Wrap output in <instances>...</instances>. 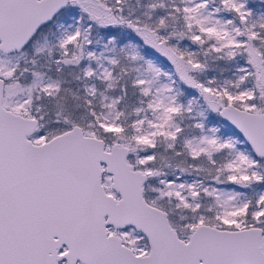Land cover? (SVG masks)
Here are the masks:
<instances>
[{
	"label": "snow or ice",
	"instance_id": "obj_1",
	"mask_svg": "<svg viewBox=\"0 0 264 264\" xmlns=\"http://www.w3.org/2000/svg\"><path fill=\"white\" fill-rule=\"evenodd\" d=\"M0 264H264V0H0Z\"/></svg>",
	"mask_w": 264,
	"mask_h": 264
}]
</instances>
